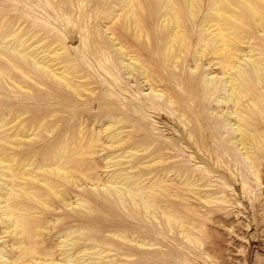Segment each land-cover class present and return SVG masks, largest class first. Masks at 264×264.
<instances>
[{
	"label": "rangeland",
	"instance_id": "1",
	"mask_svg": "<svg viewBox=\"0 0 264 264\" xmlns=\"http://www.w3.org/2000/svg\"><path fill=\"white\" fill-rule=\"evenodd\" d=\"M207 1L201 3L196 24L201 20ZM119 2L121 0H0V39L16 23L21 27L18 29L31 36V41L39 39L40 45L60 47L57 58L61 64L71 66L77 74L86 75L85 80L90 81L80 86V94H76L62 79L41 73L31 64L22 63L11 55L15 62L23 65L26 72L18 71L0 54V152L3 151V158L11 167L17 165L18 159H30V167H33L58 147L60 142L78 143L81 133L85 135L91 129L102 127L101 123L105 125L108 120L119 119L116 126H121L130 135V144L144 145L152 142V148H155L160 142L168 143L173 150L166 149L165 152L173 156L170 159L176 163L202 170L217 166L220 173L210 172L211 186L199 188L201 193L211 192L215 195L224 191L226 202L207 203L194 192L180 189L177 191L188 198L169 196L166 199V203L189 223L190 233L194 236V241H191L184 237L176 224L170 228L161 214H158L157 221L153 216L144 215L143 208H132L129 200L124 202V207L116 201L114 195L102 194L101 181L93 185L81 173L77 183H74L47 173L50 180L64 184L60 186L70 192V201L79 197L72 196L74 193L88 199L83 205L73 203L74 207H71L68 202L63 203L51 195L53 204L47 208L48 217L67 212L66 215H59L68 216L62 218L63 228H77L84 233L90 229L91 234L115 244H120V239L112 236V231L133 233L146 238L154 242L149 249L161 250L162 256H167L168 264H264V156L260 165L261 181L255 182L243 163L227 161H240L242 158L237 149L220 137L222 127L219 131H213L214 127L206 129L192 145L181 138L180 134L186 133V128L188 131V128L198 125L194 122L196 114L209 115L208 108L189 107L191 101H182L187 118H192L193 123H190L186 118L179 121L177 110L169 104L149 102L141 75L135 73L136 77H132L127 74V69L115 57V47L111 46L104 31L108 26L115 31V35L123 37L131 49L138 48L146 65L153 70V76L164 79L156 84L167 85L166 91L180 98L188 96L189 92L184 85L190 76L187 78L184 74L189 72L188 64L183 59L184 54L179 56L174 68L170 53L163 52L167 35L159 25L163 0H139V3H135L134 13L140 20L138 25L133 21V15L126 17L123 12L111 19ZM245 19L248 25L244 32L255 34L253 20L249 16H245ZM67 30L76 35L78 46H73L70 35L65 34ZM1 51L11 53L8 46L1 48ZM4 71L9 75H5ZM72 80L84 82V79L75 76ZM199 97L200 93L197 92L191 100ZM258 121L261 122L260 118ZM19 122L29 129L28 133L22 131L27 136H9ZM78 125L83 127L81 133L78 132ZM197 128H200L199 125ZM100 143H84L77 156L86 157V164L81 165L83 171L95 172L102 177L106 169L102 157L110 148L100 149ZM92 144H95L97 150L89 154V150L93 149ZM152 148L135 151L131 157L123 159L128 160L123 165L141 160L150 154ZM157 165L151 164L149 167L154 169ZM144 168L139 165L133 169V173L138 174ZM229 173H237L236 178L232 180L230 175V181L226 184L225 179ZM31 183L41 186L37 181ZM75 214L76 218L71 219V215ZM42 232L46 243H53L58 233L55 229L49 233L45 229ZM3 239L6 237H0V240ZM115 248L111 246L109 254L118 255ZM122 248H126L125 245Z\"/></svg>",
	"mask_w": 264,
	"mask_h": 264
},
{
	"label": "bare ground",
	"instance_id": "2",
	"mask_svg": "<svg viewBox=\"0 0 264 264\" xmlns=\"http://www.w3.org/2000/svg\"><path fill=\"white\" fill-rule=\"evenodd\" d=\"M203 1L163 0L160 5L162 11L159 15V25L167 34L164 38L163 52L170 53V61L174 68L179 56L184 54L183 59L189 68V72L184 74L187 78L190 76L184 85L189 92L188 96L180 98L166 91L167 85L156 84L163 82L164 79L157 77L156 74V77L153 76V70L146 65L138 48L131 49L125 44L126 40L115 35V31L108 26L104 31L110 39L111 46L115 47V57L127 69V74H131L132 77H136L135 73L141 75V81L147 89L144 92L149 95V102L169 104L177 110L179 121L186 118L190 123H193L192 118H187L182 101L188 103L191 101L189 107L208 108L209 115L196 114L194 117V122H197L200 128H197L198 125L188 128V131L186 128V133L180 134L184 141L192 145L206 129L214 127L213 131H219L222 127L220 137L237 149L242 158L240 161L237 159L227 161L243 163L253 180L260 182V165L264 156L262 153L264 150V0H208L201 20L196 24ZM136 2L139 3V0H121L116 5L111 19L123 12L126 17L133 15L135 24H140L134 13ZM182 14H185V17H182ZM245 16H249L254 22L253 35L245 33V27L248 25ZM14 24L15 27L5 32L4 37L0 39V54L18 71L26 72L23 65L15 62L11 55L16 56V59L22 63L31 64L41 73L62 79L76 94H80V86L90 83L85 80L86 75L77 74L78 72L76 73L71 66L61 64L57 58L60 47H52L50 44L40 45L39 39L31 41V36L18 29L21 28L20 25ZM65 34L70 35L74 47L78 46V38L73 32L67 30ZM6 46L9 47L10 54L2 53L1 48L4 49ZM3 73L9 75L5 71ZM74 76L84 79V82L73 81ZM198 83L200 86H197ZM197 92L200 93V97L191 100L192 95ZM119 121V119L108 120L105 125L101 123L103 125L99 129H91L85 135L81 133L82 125H78V132L81 133L78 143L60 142L58 147L33 167H30L32 165L30 159H18L17 165L11 167L3 158V151L0 152V237H6L0 240V264H156L157 262L168 264L167 256H162L161 250L149 249L154 242L145 240L146 238L133 233L112 231L110 234L118 237L120 239L118 243L121 245L115 244L111 240H104L91 234L90 229L84 233L77 228H63L62 218L68 216L59 215L62 213L66 215L67 212L63 211L49 218L47 208L53 204L50 200L51 195L63 203L68 202V205L73 203L83 205L82 203L88 202V199L74 193L72 196L79 197L70 201V192L60 186L62 183L50 180L47 173L74 183H77V177L81 173L85 174L93 185L96 181L98 183L101 181L102 194L114 195L116 201L124 207V202L129 200L132 208H143L144 215L153 216L157 221L158 214H161L170 228L176 224L185 238L194 241L189 223L166 203V199L169 196L188 198L187 195L177 191L180 189L194 192L207 203L226 202L227 196L224 191L219 192V195L200 191L201 186H211L210 172L218 174L220 169L217 166L205 167L203 170L191 169L176 163L170 159L173 156L165 152L166 149L173 150L168 143L160 142L155 148H152V142L144 145L130 144V135L125 133L121 126H116ZM18 125L12 128L13 133H9V136H27L22 131L27 132L29 129L24 128L21 122ZM98 141L101 142L98 144L100 149L110 148L102 157L103 167L106 168L102 177L95 172L83 171L81 165L86 164V157L77 156L84 143ZM92 145L93 149L89 150V154L97 150L95 144ZM150 148L152 150L149 155L127 166L123 165L128 163V160L123 159L131 157L135 151H147ZM151 164L158 165L153 169L149 167ZM139 165L145 167L144 170L138 174L133 173V169ZM36 169L38 171H35ZM73 172L76 173L75 176L72 175ZM236 174L229 173V176L227 174L226 184L230 181V175L234 180ZM225 175L226 173L223 172V176ZM33 181L39 182L41 186H34L31 183ZM142 181L145 182L141 183ZM73 218H76V214L71 215V219ZM44 229L48 233L52 229L58 232L53 243L45 242L42 232ZM48 236L52 237V235ZM122 245L126 248H122ZM111 246H116L118 255L109 254ZM144 247L146 249L143 250ZM137 254L141 255L135 257Z\"/></svg>",
	"mask_w": 264,
	"mask_h": 264
}]
</instances>
